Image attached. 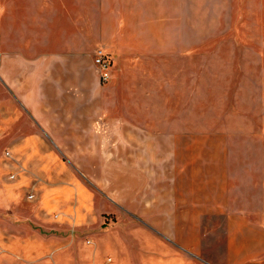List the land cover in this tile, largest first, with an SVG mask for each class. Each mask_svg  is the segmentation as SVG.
<instances>
[{"label":"crops","instance_id":"crops-1","mask_svg":"<svg viewBox=\"0 0 264 264\" xmlns=\"http://www.w3.org/2000/svg\"><path fill=\"white\" fill-rule=\"evenodd\" d=\"M183 3L186 0H116L117 28L118 23L126 30L157 27L156 8L151 6ZM181 12L173 10L165 27H177ZM85 32L78 34L77 23L62 17L61 0H40L36 6H24L22 50L3 55L8 68L0 70V140L13 156L0 162L1 263L24 264V252L31 250L43 255L28 257L25 264H50L45 261L50 255H56L54 264H264V149L249 150L246 180L220 181L215 186L218 195H208L206 186L202 192L196 187L183 190L175 182L162 194L159 186L148 191L135 186L131 198L110 205L104 189L97 191L79 179L78 173L92 170L80 169L60 142L102 139L104 133L92 131L107 122L104 109H135L141 104L155 108L152 94L158 92L151 88L155 76L148 73L151 55L133 53L131 34L118 31L113 40L112 34L101 30L99 43L111 53L113 78L100 86V92L111 90L115 99L95 103L96 89L89 79L94 74L92 37L87 42ZM174 61L172 54L165 61L166 108L183 107L182 89L172 85L180 69ZM141 70L146 71L142 77ZM62 83L68 84L66 92L73 100L60 98ZM78 93L84 97L77 100ZM134 120L128 123L134 125ZM151 123L150 119L145 125ZM147 129L135 139H155ZM162 159L143 157L138 166L148 163L151 171ZM184 166L171 164L180 171ZM7 172L18 176L7 181ZM28 192L35 196L34 202L39 201L37 206L26 199ZM51 208L61 211L51 216L47 213ZM105 213L115 218L107 220ZM61 216L72 225L79 218L81 228L89 230L85 235L93 237L86 240L93 247L85 259L76 257L73 238L67 239L60 228L68 222L55 223Z\"/></svg>","mask_w":264,"mask_h":264},{"label":"rangeland","instance_id":"rangeland-1","mask_svg":"<svg viewBox=\"0 0 264 264\" xmlns=\"http://www.w3.org/2000/svg\"><path fill=\"white\" fill-rule=\"evenodd\" d=\"M38 1L0 0V70L8 68L3 61L5 53L22 50L24 6H36ZM61 6L62 17L71 24L77 23L78 34L86 30L87 42L92 37L90 53L93 59L95 50L102 48L99 31L112 34L113 40L118 39V31L120 35L131 34L133 53L151 55L148 73L155 76L151 88L158 91L152 94L155 108H144L141 104L142 108L135 109H104L107 122L95 125L92 131L104 133L102 139L60 142L62 149L75 157L80 169L85 170L87 166L92 170L78 173L80 180L97 191L104 189L110 205L116 199L131 198L135 186L143 191L159 186L158 193L162 194L167 192L168 184L176 182L183 190L196 187L202 192L206 186L205 192L209 195L218 191L215 186L220 181L246 180L248 151L264 149V0H186L181 7L158 4L151 6V9L156 8L157 27L132 30L121 28L120 23L121 30L117 28L116 0H61ZM176 8L182 10L177 16L178 26L165 27ZM141 9L138 7L139 13ZM103 52L111 59L110 77L105 81L100 79L99 70L93 65L94 74L89 79L96 89L95 103L114 97L111 90L100 92V86L109 85L113 78L111 53L104 49ZM170 54L180 67L172 85L182 89V108L165 106V61ZM145 73L141 70L140 76ZM142 81L138 79V83ZM61 89L60 98L74 99L66 92L68 84L62 83ZM130 96L128 93L127 98ZM83 97L76 94L77 100ZM132 107H135L133 103ZM99 111L94 110V116ZM150 119L152 123L145 125ZM130 120L137 125L128 123ZM145 128L155 134V139H135L137 134L146 131ZM170 134H174L173 139ZM5 144L0 140V162L8 161L5 151L13 156V151ZM197 154L201 158L196 159ZM155 156L163 161L159 165L153 163L151 171L148 163L138 166L143 157L148 160ZM253 158L258 159L257 156ZM177 163L186 167L182 171L172 169L171 164ZM140 168L142 171H138ZM9 174L6 173L7 181H11ZM82 195L79 190L78 197ZM35 199L34 196L33 200H27L37 206L39 201L34 202ZM54 211L61 210L51 208L47 213L53 216ZM103 215L107 220L115 218L112 213ZM62 217L54 219L55 223L68 222L60 228L68 235L67 239L73 238L72 247L78 249L76 257L85 259L93 247L86 240L93 241V237L85 235L89 230L81 228L84 224L79 218L72 225V221L62 220ZM42 255L39 251L24 252V264L28 257ZM55 257L50 255L45 261L54 264ZM103 257L105 259V252Z\"/></svg>","mask_w":264,"mask_h":264},{"label":"built area","instance_id":"built-area-1","mask_svg":"<svg viewBox=\"0 0 264 264\" xmlns=\"http://www.w3.org/2000/svg\"><path fill=\"white\" fill-rule=\"evenodd\" d=\"M94 64L99 70V77L102 80H107L110 77V65H111V59L106 55V53L103 52L101 49L95 50L94 55ZM5 157L12 159L11 154L9 151H5ZM17 173H10L9 178L11 180H15L17 178ZM34 195L31 192L27 193V199L33 200Z\"/></svg>","mask_w":264,"mask_h":264}]
</instances>
